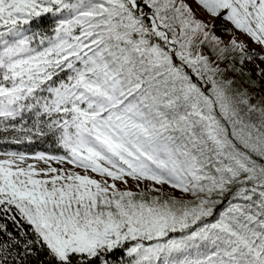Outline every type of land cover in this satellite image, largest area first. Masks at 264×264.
I'll return each instance as SVG.
<instances>
[{
    "label": "snow or ice",
    "instance_id": "obj_1",
    "mask_svg": "<svg viewBox=\"0 0 264 264\" xmlns=\"http://www.w3.org/2000/svg\"><path fill=\"white\" fill-rule=\"evenodd\" d=\"M0 264H264V0H0Z\"/></svg>",
    "mask_w": 264,
    "mask_h": 264
},
{
    "label": "trees",
    "instance_id": "obj_2",
    "mask_svg": "<svg viewBox=\"0 0 264 264\" xmlns=\"http://www.w3.org/2000/svg\"><path fill=\"white\" fill-rule=\"evenodd\" d=\"M42 147V146H41Z\"/></svg>",
    "mask_w": 264,
    "mask_h": 264
}]
</instances>
